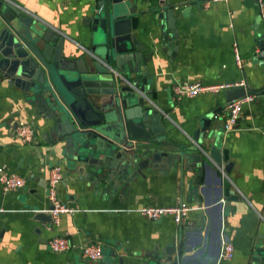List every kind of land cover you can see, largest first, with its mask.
<instances>
[{
    "label": "crops",
    "instance_id": "crops-1",
    "mask_svg": "<svg viewBox=\"0 0 264 264\" xmlns=\"http://www.w3.org/2000/svg\"><path fill=\"white\" fill-rule=\"evenodd\" d=\"M159 1L132 0L141 13L135 36L146 51L153 53L149 59L152 77L148 96L161 109L165 134L172 144L192 146V135L200 128L201 119L215 113L200 138V147L208 153L216 141L222 162L230 164L225 178L237 196L236 200L224 202L220 231H217V208H205V202L217 195L215 178L208 177L203 193L199 187L194 195L188 190L192 174L183 173L181 188L178 168L164 173L145 170L144 176L139 175L123 192L116 190L109 195H98L88 181L64 174L58 196L66 202L69 211L60 216L56 225L34 219L36 212L48 213L49 169L61 165L65 171L64 159L48 135L50 120L37 112L30 93L10 83L0 68V164L25 180L22 188L10 192H3L0 184V264L80 263L86 260L80 247L94 241H101L103 256L90 262L103 260L104 252L111 250L124 264H142L149 253L171 243L177 245L178 241L192 245L183 254L193 253L203 247V243H198V233L180 231V224L169 215L152 221L138 211L142 206L168 207L179 201L189 205L181 221L183 226L196 225L204 236L209 225L205 249L188 260V264H209L215 257L219 260L227 242L233 245V257L223 264H256L252 260L254 248L264 238V68L253 60V53L257 51V35L264 34V21L255 0L209 3L170 0L178 44L168 54L160 50V21L155 19L157 11L154 12L160 7ZM3 2L20 8L63 36L68 46L66 54H80L89 47L95 0ZM4 26L0 12V32ZM234 43L240 63L234 58ZM181 81L228 86L216 92L204 91L195 97L176 99L172 87ZM236 85L255 92L244 94L253 98L243 104L237 125L225 130L226 91ZM20 121L34 126L33 142L25 143L17 137L16 126ZM210 130L215 132V138H208ZM56 235H65L73 247L61 253L52 252L48 241Z\"/></svg>",
    "mask_w": 264,
    "mask_h": 264
},
{
    "label": "water",
    "instance_id": "water-1",
    "mask_svg": "<svg viewBox=\"0 0 264 264\" xmlns=\"http://www.w3.org/2000/svg\"><path fill=\"white\" fill-rule=\"evenodd\" d=\"M159 4L154 12L160 21V50L171 54L178 44L174 6L170 0H160ZM0 12L5 21L0 32V68L10 83L30 93L37 112L50 120L48 135L52 145L61 151L65 177L73 174L79 181H88L96 194L109 195L116 190L123 192L139 175L143 177L145 170L164 173L178 168L181 188L183 173H191L188 190L196 195L199 187L203 193L208 177L213 175L217 195L205 202V208H217L219 232L224 202L236 200L237 196L225 178L230 164L222 162L216 141L208 153L200 147V138L215 113L201 119L200 128L192 135V146L169 141L163 113L148 96L152 77L149 59L153 53L146 51L135 36L141 14L135 3L95 0L90 45L80 54H66L68 46L63 36L20 8L0 0ZM255 44L253 60L264 68V34L257 35ZM246 92L255 91L236 85L226 91L225 102ZM207 136L215 138L216 134L210 130ZM51 208L48 213L36 212L34 219L51 226ZM181 223L180 231L198 233V243H203V247L183 254L192 245L178 241L177 245L171 243L149 253L142 264H188V260L203 252L209 225L203 236L196 225ZM260 239L252 256L256 264H264V238ZM217 243L219 249V237ZM104 255L98 262L74 264H124L111 250ZM223 263L215 257L209 264Z\"/></svg>",
    "mask_w": 264,
    "mask_h": 264
},
{
    "label": "built area",
    "instance_id": "built-area-1",
    "mask_svg": "<svg viewBox=\"0 0 264 264\" xmlns=\"http://www.w3.org/2000/svg\"><path fill=\"white\" fill-rule=\"evenodd\" d=\"M205 3L219 0H202ZM227 1V0H221ZM258 6L260 17L264 21V0H255ZM234 58L236 63H240V54L237 45L234 43ZM228 85H203L199 81L189 82L181 81L175 83L172 87L173 96L176 99L181 97H195L201 92L210 91L216 92L222 87ZM253 95L246 94L242 97L233 99L225 104L227 112V119L224 124L225 130H232L237 125V120L243 104L249 102ZM17 137L25 143H31L35 138V128L29 122L20 121L16 126ZM224 175V172H222ZM64 175V169L61 165H54L49 169L48 181L46 184V195L50 206H52L50 213L52 217V224L56 225L60 216L69 211V208L63 200L58 196V186L61 183ZM0 184L3 192H10L20 189L24 186L25 180L16 173L7 171L6 167L0 164ZM189 210L188 203L179 201L173 206H142L138 209L139 213L148 220H157L164 216H171L176 223H180L183 217ZM50 250L54 253H61L68 251L73 247L69 239L65 235H56L48 241ZM233 245L231 243H224L220 254V260L228 261L233 257ZM80 253L86 260L96 261L103 256V245L101 241H94L80 247Z\"/></svg>",
    "mask_w": 264,
    "mask_h": 264
}]
</instances>
